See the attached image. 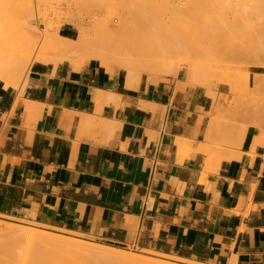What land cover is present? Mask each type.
Returning a JSON list of instances; mask_svg holds the SVG:
<instances>
[{"label": "crops", "instance_id": "0c3cea01", "mask_svg": "<svg viewBox=\"0 0 264 264\" xmlns=\"http://www.w3.org/2000/svg\"><path fill=\"white\" fill-rule=\"evenodd\" d=\"M180 81L128 86L88 62L0 85V215L199 264H264V122L210 149L226 90Z\"/></svg>", "mask_w": 264, "mask_h": 264}, {"label": "rangeland", "instance_id": "374dc122", "mask_svg": "<svg viewBox=\"0 0 264 264\" xmlns=\"http://www.w3.org/2000/svg\"><path fill=\"white\" fill-rule=\"evenodd\" d=\"M163 1L164 0H0V23L9 19L17 23H27L29 28H27V32L31 34V31H33L31 36L36 39V49H39L40 44L41 46L43 45V53L45 56L58 55L65 53V51H72L71 53L74 58L77 59L80 64L76 70L89 62L106 70L109 74L118 73L126 79L128 76L124 68L113 61H108L103 64L95 58L103 55L107 60H120V58H142L149 54V56L153 55L150 59L162 61L163 65L160 69H154V67H150L149 69L146 65H141L139 76L137 75L139 78L136 76V78L131 81L126 80L128 86H137L146 81H155V76L159 75L161 76L160 79L168 77L175 79L179 78L181 81L178 85L187 84L198 88L210 98L216 95L218 86H222L224 90H226V94L223 96L224 98L222 97L224 100L223 102H226V104L220 112H215L210 118V125L207 133V140L213 142L209 148L218 150L221 148L222 144L227 141L223 135L224 130L234 125H238V127L246 126L250 121L260 125L263 124L264 87L262 88L260 85L261 83H258L257 77L258 74L262 75L264 73V68L256 67V62L253 57L252 61H247V58L244 61V58H239L237 56H232L230 58L223 55H212L213 57L211 55L207 56L206 54L197 55L196 51L197 49L212 51L221 45L222 40L227 42L222 49H227L229 46V39L231 37L233 38L235 34L238 38L235 36L234 40H236V38L244 40L246 34H248L249 28H254L258 25V20L261 15L264 14V0H167V3H169L167 4V10L172 6L174 9H177L175 11L180 9L183 10L179 14V17L182 19V25L178 33L181 39L177 43L167 41L165 30L169 26L170 21L166 17L164 21L159 23H156L155 20L145 22L146 19L149 18H145L146 14H152L158 11L152 5ZM163 8L166 9L164 6ZM132 11L145 14L143 15L144 18L135 17L131 18L132 20L129 19L130 16L128 17L127 14ZM231 14H235L236 16L234 15L233 17ZM243 14L245 16H243ZM229 21L232 24H229ZM108 24L113 28V31H111L113 33L112 38L99 34V31ZM244 24H246L244 26L245 28L243 27ZM31 25L32 27H37V29L29 27ZM18 26H20V24ZM121 28L123 30L120 32ZM213 28H219L220 34L222 35H217V38L216 36L213 38L208 36V31ZM65 29H69L70 32ZM245 29L246 34L244 31ZM109 32L110 31H107L105 34H109ZM229 32H231V34ZM239 32L240 35L238 36ZM242 35H244V37ZM200 36L202 37L201 39ZM218 38L221 40L219 41ZM239 40H236V42L238 43ZM254 53H257L256 49H254ZM250 55L252 56L253 54L251 53ZM232 58H235L237 62ZM238 58L241 60H237ZM69 67L71 68V64H69ZM72 69L75 70V68ZM151 69H153V71ZM141 72H144L145 75H142ZM253 83L255 88L252 86ZM256 87H260L261 89L257 91ZM251 89H253V91ZM260 91H262V93ZM241 105L242 107L240 108ZM252 108H255V111L253 110L254 113L250 114V109ZM260 108L263 109V112L255 113ZM243 109H247V112L241 115ZM0 219L36 228L48 229L63 235L112 246L89 239L78 233L41 225L25 218L0 215ZM117 248L129 252L150 254L179 263L199 264L172 255H162L133 247ZM0 255L3 256V253Z\"/></svg>", "mask_w": 264, "mask_h": 264}, {"label": "bare ground", "instance_id": "6f19581e", "mask_svg": "<svg viewBox=\"0 0 264 264\" xmlns=\"http://www.w3.org/2000/svg\"><path fill=\"white\" fill-rule=\"evenodd\" d=\"M167 2H168L167 0H164L161 3L153 4L152 6H154L155 9L158 11L152 14L148 13L145 15L141 12L132 11V12H128L127 15L128 17L130 16L129 19L135 18V17L140 18V17H143V15H145V18L149 17L148 19H146L145 22L149 20H155L156 23L164 21L166 17L170 21L167 29L166 30L164 29L166 31L165 35H166L167 41L171 43L172 42L177 43L181 39L178 36V33L180 32L181 25H182V19L179 17V14L183 10L180 9L178 11H175L177 9H174L173 6L172 7L170 6L171 8L167 10V4H169ZM163 6L166 9H164ZM263 15L264 14H262L261 17L258 15L260 17V19L258 20V25L255 24L256 26L254 28L253 27L249 28L247 32L248 34H246V29L248 26L246 27V29L244 30L246 34L244 40L237 39L238 37L235 34V36L237 37L236 40L237 41L239 40L238 43L236 42V40H234L235 36H233V38L230 36L231 37L230 39L226 37L229 39L228 41L229 46L227 45L228 46L227 49H222V47H224L227 43L225 40H222L221 45H219L216 49L212 51H205L202 49H197L196 51L197 55H203V54H206L207 56L223 55V56L230 57V58L232 56L233 57L237 56L239 58H244V61L246 58H247V61H250V60L252 61L253 60L252 57H253L256 62L255 66L264 68V16ZM243 16L245 15L243 14ZM218 22L221 23L220 21ZM16 23L17 22L11 19L0 23V85L2 88L20 87L22 85L24 86L28 77H30L32 74L36 72H50L53 69H64L66 67H69V64H71V69L75 68V70L76 68L80 66V64L78 63V60L75 59L73 54L71 53L72 51L71 52L65 51V53L58 54V55L56 54V55H46L45 56L43 53L44 52V47H42L43 45L42 46L41 44L40 46L38 45L39 49H36V45H37L35 44L36 39L33 36H31L33 31H31V34L27 32L28 24L27 23L26 24L17 23L18 25L20 24V26H18ZM229 24H232V23H230L229 21ZM245 25L246 24H244L243 27ZM29 27H32V25ZM35 29H37V27ZM122 30L123 29L121 28L120 32ZM107 31H110L109 34H105V32ZM111 31H113V28L110 24H108L99 31V34L102 36H106L108 38L110 37L112 38L113 33ZM240 32L238 36L240 35ZM34 33L36 34L35 30H34ZM220 33L221 32L219 28L218 29L213 28L212 30L208 31V36H210L211 38L216 36L217 38V35H222ZM229 33L231 34V32ZM242 36L244 37V35ZM201 38L202 37L200 36V39ZM218 39L219 41L221 40L220 38ZM254 49H256V52H257L256 54L254 53ZM251 53L254 56L253 55L251 56L250 55ZM152 56H149L148 54L142 58L132 57V58H120V60H115V59L107 60L103 55H100L99 57L95 59H98L99 62L103 64H105L108 61L115 62L116 64H118L119 66L125 69L126 75L128 76L126 77V80L131 81L135 79L137 75L139 76L141 65H146L147 68L149 69L150 67H154V69H160V67L163 65L162 61L150 59L152 58ZM239 58L237 60H241ZM232 59L234 60L235 58H232ZM234 61H236V59ZM107 66H111V65H107ZM151 70L153 71V69ZM236 72H237V69H236ZM141 73L142 75L144 74V72H141ZM160 78L161 76L157 75L155 76L154 80H159ZM257 78H258V83H261L260 85L263 88L264 87V73L262 75L258 74ZM259 79H260V82H259ZM252 86H254V83L252 84ZM258 89H261V88L260 87L257 88V91ZM251 90L253 91V89ZM99 91L100 90L96 91V93ZM262 91L260 92L262 93ZM106 93L108 94V92L105 91L102 97H106L105 96ZM99 94L101 93L99 92ZM96 97L98 96L96 95ZM242 105L240 106V108L242 107ZM29 107L31 106L29 105ZM254 109L252 108L250 109V111L254 112L255 111ZM35 110L36 109H34L33 111ZM259 110L263 111L262 108H260ZM243 114L244 113H242L241 115ZM84 120L86 121L87 118H84ZM103 126L104 124H102L101 128H103ZM106 127L107 128H103V129L109 132L112 131L110 128L112 126H109V127L106 126ZM2 253H3V256L0 255V264H186L185 262L179 263V262H175L171 260H166V259L154 256V255H150V254L129 252V251L117 248V247L108 246V245H104V244H100L96 242L86 241V240L79 239V238L72 237V236L63 235L57 232L50 231L48 229L36 228V227L21 224V223H12V222H9L8 220L6 221L3 219H0V254Z\"/></svg>", "mask_w": 264, "mask_h": 264}]
</instances>
